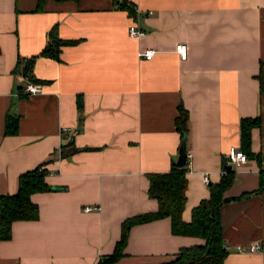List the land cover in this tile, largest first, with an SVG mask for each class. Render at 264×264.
Here are the masks:
<instances>
[{"label":"crops","instance_id":"1","mask_svg":"<svg viewBox=\"0 0 264 264\" xmlns=\"http://www.w3.org/2000/svg\"><path fill=\"white\" fill-rule=\"evenodd\" d=\"M37 2L0 0V196L16 194L20 174L44 164L55 190L31 196L39 219L12 224L0 264H97L111 255L123 221L157 210L147 176L168 172L178 158L180 105L188 113L185 222L219 182L230 148L239 149L243 118H261L251 151L264 170L256 79L264 0H118L134 16L116 0H49L42 12ZM55 25L61 40L76 44L62 47L59 61L38 58L41 91L23 93L29 82L12 74L17 57L38 56ZM131 26L143 35L131 38ZM146 50L156 52L151 60L139 57ZM8 114L19 118L16 135L4 134ZM232 170L225 198L257 190L255 160ZM88 206L99 210L86 213ZM220 225L223 264H264V191L224 204ZM253 243L262 251L249 254ZM202 244L173 236L164 218L133 227L115 264L169 263L181 248Z\"/></svg>","mask_w":264,"mask_h":264},{"label":"trees","instance_id":"2","mask_svg":"<svg viewBox=\"0 0 264 264\" xmlns=\"http://www.w3.org/2000/svg\"><path fill=\"white\" fill-rule=\"evenodd\" d=\"M49 0H38L36 12L44 10L45 3ZM57 1V0H53ZM118 6V0H116ZM119 9L125 10L130 16H134V9L127 3H122ZM75 41H63L59 38L55 25L48 33V42L38 56L28 58L17 57L16 67L12 74L20 75L32 84L40 85L43 82L34 76V65L38 58L59 61L61 48L75 45ZM260 91L264 92V66L261 64L259 74L256 76ZM22 89L20 93L22 94ZM25 93V92H23ZM27 97L26 95H20ZM81 106L78 105L80 109ZM19 118L16 115H7L5 120V135H16ZM176 131L181 138L188 132V113L182 105L178 108L175 119ZM240 147L246 157L255 160L259 166V186L253 192H247L234 199L225 198V193L232 187L235 179L233 170H227V160L222 162V176L218 183L208 186L209 196L200 201L192 209L191 219L185 222L182 213L186 205V191L188 187L187 169L177 168L172 165L166 173H153L147 176L149 182L148 197L155 200L157 210L138 214L127 218L121 224L120 240L116 243L111 255L100 259L97 264H115L124 257L130 230L141 224H146L168 218L171 223V234L179 237L197 238L203 241L202 245L181 248L176 259L164 264H223L228 252L224 247L222 229L220 225V209L231 201L246 200L251 196L264 191V170L261 167L262 158L251 151L252 130L260 129L261 118H243L240 120ZM71 145V144H70ZM69 147V146H67ZM73 152V151H72ZM71 152V153H72ZM45 165V164H44ZM40 165L31 171L20 174L18 178V190L14 195L0 196V242L11 239V227L14 222H30L39 219V207L31 201V196L37 193H46L55 188L49 186L45 179L49 172Z\"/></svg>","mask_w":264,"mask_h":264},{"label":"built area","instance_id":"3","mask_svg":"<svg viewBox=\"0 0 264 264\" xmlns=\"http://www.w3.org/2000/svg\"><path fill=\"white\" fill-rule=\"evenodd\" d=\"M129 36L131 38H139L143 35V32H141L136 26H131L129 29ZM176 53L179 54L180 58L184 60L186 58V47L184 45H178L175 48ZM154 50H146L139 54L140 58H144L145 60H151L152 57L155 55ZM41 91V86L38 84H32L28 83L25 88L24 92L27 94H36ZM227 165H230L232 169H237L241 165H244L248 162V158L246 155L236 148H230V150L227 153L226 156ZM204 184L208 183V180L206 177L203 178ZM98 207H84L83 211L86 213L92 212V211H98ZM240 249V248H238ZM246 250L249 254L259 253L262 251V246L257 243L250 244L246 247Z\"/></svg>","mask_w":264,"mask_h":264},{"label":"water","instance_id":"4","mask_svg":"<svg viewBox=\"0 0 264 264\" xmlns=\"http://www.w3.org/2000/svg\"><path fill=\"white\" fill-rule=\"evenodd\" d=\"M188 165V155L186 152V136H183L178 150V158L174 163V166L177 168H185ZM227 170H232L230 165L225 167Z\"/></svg>","mask_w":264,"mask_h":264}]
</instances>
